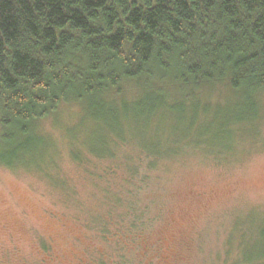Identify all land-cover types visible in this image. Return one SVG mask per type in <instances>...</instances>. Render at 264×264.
Here are the masks:
<instances>
[{
	"label": "trees",
	"instance_id": "trees-1",
	"mask_svg": "<svg viewBox=\"0 0 264 264\" xmlns=\"http://www.w3.org/2000/svg\"><path fill=\"white\" fill-rule=\"evenodd\" d=\"M220 88L234 98L204 107L199 98ZM263 92L264 0H0V167L42 170L36 152L51 143L37 124L71 105L80 117L68 134L73 161L96 182V163L137 151L125 154L120 178L104 168L105 208L90 222L109 248L89 262L144 264L133 254L154 220L139 188L187 143L244 136ZM253 222L231 264H264V218Z\"/></svg>",
	"mask_w": 264,
	"mask_h": 264
},
{
	"label": "rangeland",
	"instance_id": "rangeland-1",
	"mask_svg": "<svg viewBox=\"0 0 264 264\" xmlns=\"http://www.w3.org/2000/svg\"><path fill=\"white\" fill-rule=\"evenodd\" d=\"M211 92L199 98L204 107L234 98L226 88ZM258 101L256 123L242 124L244 136L235 133L230 144L222 142L231 149L222 151L224 146L212 141L198 148L187 143L188 150L161 162L157 179L139 188L154 221L138 242L136 262L231 264L238 257L253 219L264 218V92ZM76 110L64 106L37 124L51 143L47 152H36L43 154V160L38 159L42 170L37 165L0 167V264H96L89 262V254L98 256L109 248L94 234L90 220L105 208L100 202L107 194L104 168L110 160L95 165L102 176L99 183L91 166L73 161L68 134L80 120L71 116ZM166 125L172 129L170 121ZM216 129L213 126L212 132ZM117 151L115 165H110L117 167L110 176L115 180L125 171L127 151L133 156L137 152L131 147ZM43 241L49 244L48 252L41 247Z\"/></svg>",
	"mask_w": 264,
	"mask_h": 264
}]
</instances>
